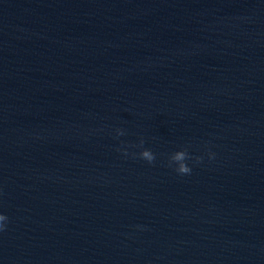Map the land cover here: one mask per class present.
Wrapping results in <instances>:
<instances>
[{
    "label": "water",
    "instance_id": "water-1",
    "mask_svg": "<svg viewBox=\"0 0 264 264\" xmlns=\"http://www.w3.org/2000/svg\"><path fill=\"white\" fill-rule=\"evenodd\" d=\"M0 212V264H264V0H0Z\"/></svg>",
    "mask_w": 264,
    "mask_h": 264
},
{
    "label": "clouds",
    "instance_id": "clouds-1",
    "mask_svg": "<svg viewBox=\"0 0 264 264\" xmlns=\"http://www.w3.org/2000/svg\"><path fill=\"white\" fill-rule=\"evenodd\" d=\"M127 135L124 128L117 127L112 131V138L119 142V147L116 148L117 153L124 158L139 160L145 164L152 166L157 161V154L152 149L145 147V139L138 138V142L134 144H125L121 141V137ZM191 146H180L176 150L166 154L164 165L177 176H190L193 168L204 162L205 157L208 161L216 159V153L211 150L208 145L204 146V155L193 156ZM9 218L7 215L0 212V234H3L8 227ZM138 231H144L143 228H138Z\"/></svg>",
    "mask_w": 264,
    "mask_h": 264
}]
</instances>
